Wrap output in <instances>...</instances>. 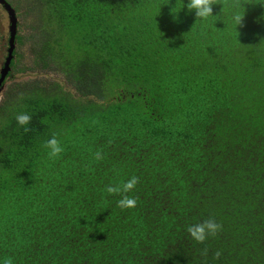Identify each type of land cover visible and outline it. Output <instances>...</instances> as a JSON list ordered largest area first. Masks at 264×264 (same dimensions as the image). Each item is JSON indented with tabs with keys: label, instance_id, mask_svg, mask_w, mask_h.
Here are the masks:
<instances>
[{
	"label": "trees",
	"instance_id": "16d2710c",
	"mask_svg": "<svg viewBox=\"0 0 264 264\" xmlns=\"http://www.w3.org/2000/svg\"><path fill=\"white\" fill-rule=\"evenodd\" d=\"M184 3L32 0L24 9L33 31H17V44L64 81L13 80L0 102V258L264 264V0H216L206 20ZM20 112L32 117L28 131ZM53 135L64 151L50 159ZM133 175L137 206L121 209L106 187ZM209 218L222 230L195 242L187 226Z\"/></svg>",
	"mask_w": 264,
	"mask_h": 264
},
{
	"label": "clouds",
	"instance_id": "9594fccd",
	"mask_svg": "<svg viewBox=\"0 0 264 264\" xmlns=\"http://www.w3.org/2000/svg\"><path fill=\"white\" fill-rule=\"evenodd\" d=\"M215 4H217L216 0H187V4L184 3L181 10L186 7L189 12L194 11L197 18L206 20L209 17L214 16L213 6ZM242 18L243 16H241L239 12H234L231 19L232 22L238 26L241 24ZM15 120L20 127L24 128L25 131H28V125L30 124L32 117L27 112H20L15 116ZM44 147L47 149L48 157L50 159L58 158L64 151L60 140H58L55 135L45 142ZM94 159L101 161L104 159V156L100 151H97L94 154ZM138 183L139 177L133 175L122 183L108 185L106 191L109 195H118L120 197L118 200V207L121 209H132L137 206V199L130 194L136 189ZM221 230L222 225L217 223L213 218L187 226V232L197 243H204L210 237H215ZM218 255L219 253H217V256ZM0 264H14V261L11 257L0 258Z\"/></svg>",
	"mask_w": 264,
	"mask_h": 264
},
{
	"label": "rangeland",
	"instance_id": "374dc122",
	"mask_svg": "<svg viewBox=\"0 0 264 264\" xmlns=\"http://www.w3.org/2000/svg\"><path fill=\"white\" fill-rule=\"evenodd\" d=\"M22 2V7L21 11H18L17 15V31L19 34H21L23 37L28 36L29 33H31L33 30H31V26L29 25L34 24V19L31 18V16L28 14V12H25L24 9H27L28 5L32 2V0H21ZM35 15L36 9L33 10ZM8 26V19H7V14L5 10L0 6V64L1 60H3V56L5 54V51L3 52V47H4V41H2V37L6 35L5 27ZM16 50L18 53L21 55L18 56L17 58V67L21 70L19 71H14V77L12 80L14 81H26V80H32V79H43L45 77L41 76L43 72L47 73V70H41L39 67L36 68L33 65V53L28 49V42L25 41L24 44H17ZM6 49V48H4ZM31 67H34L36 69H31ZM46 75V74H44ZM48 77L51 75L52 78H57L58 80H63L64 81V76L62 73H57V72H48L47 73ZM49 79V78H48ZM1 100V99H0Z\"/></svg>",
	"mask_w": 264,
	"mask_h": 264
},
{
	"label": "water",
	"instance_id": "95a60500",
	"mask_svg": "<svg viewBox=\"0 0 264 264\" xmlns=\"http://www.w3.org/2000/svg\"><path fill=\"white\" fill-rule=\"evenodd\" d=\"M0 3L2 4L3 9L5 10L7 14L8 19V41H7V56L2 64V67L0 69V90H1V84L7 75L8 71L10 70V62L13 58V50L15 48V36L17 33V15L14 7L7 1V0H0Z\"/></svg>",
	"mask_w": 264,
	"mask_h": 264
},
{
	"label": "flooded vegetation",
	"instance_id": "af4514ba",
	"mask_svg": "<svg viewBox=\"0 0 264 264\" xmlns=\"http://www.w3.org/2000/svg\"><path fill=\"white\" fill-rule=\"evenodd\" d=\"M0 4H1V3H0ZM1 5H2V4H1ZM2 8H3V7H2ZM5 31H6V35H4V36L2 37V41H4L3 52L5 51V54H4L3 58H2L3 60H1L2 62H1V64H0V69H1V67H2V64H3V62H4L5 58H6V56L8 55L6 49H4V48H7L8 33H9V31H8V26L5 27ZM15 40H16V39H15ZM16 45H17V40H16ZM13 54H14V55H13L14 57L12 58V60H11V62H10V70L8 71L7 75L5 76V78H4V80H3L2 84H1V90H0V99H1V100L4 98L5 90L8 88L9 85L13 84V80H12V79H13V77H14V72H13V68H12V66H11V63H12L13 59H15V53H13ZM1 100H0V102H1Z\"/></svg>",
	"mask_w": 264,
	"mask_h": 264
}]
</instances>
